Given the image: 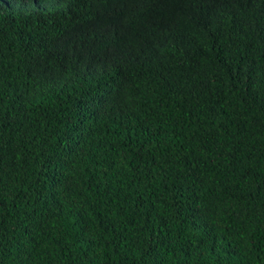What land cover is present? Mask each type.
Masks as SVG:
<instances>
[{"label": "trees", "instance_id": "16d2710c", "mask_svg": "<svg viewBox=\"0 0 264 264\" xmlns=\"http://www.w3.org/2000/svg\"><path fill=\"white\" fill-rule=\"evenodd\" d=\"M0 264H264V0H0Z\"/></svg>", "mask_w": 264, "mask_h": 264}]
</instances>
